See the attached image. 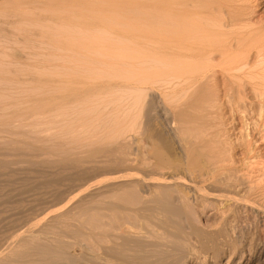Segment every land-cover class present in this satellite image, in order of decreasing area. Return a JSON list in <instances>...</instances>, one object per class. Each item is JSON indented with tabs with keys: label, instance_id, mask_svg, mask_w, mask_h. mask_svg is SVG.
<instances>
[{
	"label": "bare ground",
	"instance_id": "obj_1",
	"mask_svg": "<svg viewBox=\"0 0 264 264\" xmlns=\"http://www.w3.org/2000/svg\"><path fill=\"white\" fill-rule=\"evenodd\" d=\"M247 4L245 0H0L2 42L12 43L16 38H22L24 45L29 46L42 42L49 46L47 54L51 58L78 51L74 55L85 59L82 67L86 62H101L104 75L121 80L119 93L125 92L128 97L127 88L135 92V105L132 104L137 114L148 105L142 101L146 90L159 88L163 103L175 111L177 119L171 131L173 139L163 131L154 130V137L150 136L146 124L143 129L138 126L141 123H137L136 113L130 123L124 121V127L118 115L104 117L111 114L110 108V114L103 108L104 118L95 115L94 120L87 119V111L91 112L92 107L82 103L104 98L102 95L110 88V79L93 72L89 65L86 66L91 68L92 75L87 72V77L62 76L58 72L59 77L53 71L51 74L57 73V77L37 78L40 90L31 89L21 97L20 88H15L16 93L13 92L20 94L19 98L8 91L6 100L12 95L24 104L16 100L17 107L14 100L17 108H12V99V104L0 102V177L12 180L18 168L12 169L13 175L10 164L22 159L27 165L25 169L32 168L39 174L34 181L19 180V186L47 189L54 203L50 199L51 205L38 208L40 211L33 216H23L17 210V214H23L20 219L15 215L17 220H12L14 213L8 214L14 207L7 208L9 212L5 209L8 213L4 210V215L13 218L9 227L0 232V264H219L225 255L224 264L234 256V264H264V168L257 166L262 172L256 168L261 174L251 179L248 172L244 173L249 177L243 173L242 166H237L239 160L234 159V148L227 137L233 125L229 124L226 131L223 122L228 120H222L224 114H220L226 108L232 119L237 117L240 121L236 138L248 154L247 161L252 160L248 163L257 162L259 156V164H264L263 157L255 155L252 149L258 143L264 144V9L258 11V3L253 5V1L252 5ZM45 18L53 23L41 27L40 21ZM104 34L115 41V37L123 36L148 52L139 54L135 63V56L125 54L126 51L123 54L127 49L125 43L122 49L113 40V52L107 51L104 44L111 46L106 45ZM125 38L121 37L126 41ZM9 53L4 56L9 55L10 61L0 60L2 89H7L5 83H10L8 88L14 83L23 84L19 74L32 75L31 69L43 68L39 60L29 63L31 68H27L26 61L27 72L22 73L26 69L22 70L25 66L19 61L26 59H21L19 51ZM130 66H138V73L132 72ZM85 68L78 70L83 72ZM4 71H13L15 75H1ZM122 71L124 78H120ZM132 73L136 74L135 80L131 79ZM242 76H248V80H242ZM50 81L53 84L48 85ZM1 92L5 90L0 89ZM96 99L93 101L98 104ZM106 100L94 104L105 107L104 103L111 102ZM185 103L187 110L182 108ZM77 106L82 110L80 121ZM151 108L150 105L149 112ZM81 113L86 117L82 118ZM46 120L50 124L59 121L61 126L58 122L46 126ZM97 128L103 131L102 135L95 134ZM129 130L139 133L134 140L137 157L131 156L137 160L133 164H138V172L129 165L133 159L124 136ZM236 138L233 137L235 141ZM254 163L251 165H259ZM251 165L248 164L250 168ZM106 166L111 171L124 169L125 174L112 173L115 176L110 175L108 178L112 179L104 183L108 189L102 184L104 181L100 183L104 185L103 191L109 192L105 191L108 196H103L107 198L101 195V199L97 195L99 186L95 187L99 197L96 198L89 190L91 185L81 187L85 181L80 180L88 172ZM130 168L135 171L131 175L125 172ZM6 178L5 182H9ZM108 178L106 175L105 179ZM126 179L134 182L130 188L126 185L128 191L125 183L122 185ZM63 184L74 187L66 189ZM103 191L100 194L104 195ZM206 202L233 203L229 213L221 215V220L217 219L207 230L199 228L187 215L190 206L198 208Z\"/></svg>",
	"mask_w": 264,
	"mask_h": 264
},
{
	"label": "rangeland",
	"instance_id": "obj_2",
	"mask_svg": "<svg viewBox=\"0 0 264 264\" xmlns=\"http://www.w3.org/2000/svg\"><path fill=\"white\" fill-rule=\"evenodd\" d=\"M248 1V2H247ZM251 1V2H250ZM245 0V3L247 4V3H249V5H252L251 3H252V1H253V5L254 4H256V3H258V6H257V9H258V11H260V10H262V9H264V0ZM248 5V4H247ZM259 8H261L260 10H259ZM53 23V21H50L48 18H45V19H41V21H40V24H41V27H44V26H46L47 24H52ZM77 29H79V28H77ZM76 29V30H77ZM80 30V29H79ZM82 30V29H81ZM97 30V29H96ZM82 32H86V31H84V30H82ZM96 32H101V31H96ZM97 34H99V33H97ZM104 35H106V34H104ZM108 37L109 36H105V39H104V41L106 42V45H110L111 46V48H109V47H105V44H104V48L107 50V51H112L113 52V50L114 49H112V47H115V44L113 43L115 40H114V38L112 37V38H110V39H108ZM122 38H125V37H123V36H121ZM121 37L120 36H118V38L119 39H121ZM108 40H107V39ZM115 39H116V41L117 42H119L121 45H122V49L124 48V46L123 45H125L126 44V48L127 49H125V50H123L122 52H123V54H124V52H125V54L127 53V54H129V55H132V57H134L135 56V58H133V59H135V63H137L136 62V59L139 57V54L141 55V54H144V53H147L148 52V50L146 49V48H144L142 45H140L139 43H135V42H133V41H131V42H129V40L127 39V38H125L126 39V41L124 40V39H121V41H122V43H121V41H119V39H117L116 37H115ZM16 40V41H15ZM107 40V41H106ZM114 40V41H113ZM123 40L125 41V42H123ZM1 42H0V58L1 57H3V59H0V60H3V61H10L11 60V58L10 57H8V56H4V54H10L9 52H16L17 53V51H19V55H20V53H21V55L23 56H21L20 55V57H21V59L22 58H24V59H26V60H22V61H19L20 62V64H21V62H22V67L23 66H25V63H26V61H28V63H26V64H28L27 65V68H31V67H29V66H31V65H29V63H34L35 62V60L37 61V60H39V62H40V64L43 66V68H41L40 70L39 69H31L29 72H30V74H32V75H24V76H26L25 78H24V76H21L20 74H19V76L18 77H21L22 79H24L23 80V84H19V83H17L18 85H16V83H14V85L12 86L11 85V87H9L8 88V84H9V86H10V83H5L6 84V86H5V84L3 85L4 87H6L7 89H5V88H3L2 89V87L0 88L1 89V91L2 90H5V92H1L0 93V102L2 101V100H6L8 97H7V94H8V91H10L9 92V94L11 93H13L14 94V92H13V90L16 88V90L17 89H19V91H17V92H19L20 94H21V97H24V96H26V94L27 93H30V91L32 92V90L31 89H33V90H35V89H37L40 85H38L37 83H38V81H37V78L39 77V76H44L45 78H47V77H57V76H63L64 74V76H71V75H75L76 77H78V78H82V77H84V76H86V73L87 74H91L92 75V70H93V72L94 71H96L98 74H102V75H104L103 73H102V71H103V67L102 66H104V64L103 63H101V62H96V61H91V62H86V63H84L85 64V66L86 65H89V66H92L93 68H92V70H91V68L89 67V66H86V68H85V66L83 65V67L85 68V70H83V72H82V70H78V69H80V68H82V69H84L83 67H82V65H81V63H83L84 61H85V59L84 58H79L81 55H77L79 52L77 51V52H75L74 51V53H77L76 54V56L79 58V59H77V57L74 55V53L73 52H71V51H66V53H64V54H62L61 56H62V58H60L61 56L60 55H58V56H55V58H51V57H49L48 56V54H47V52H48V49H49V46H47L45 43H42V42H38V43H36V45H32L31 44V46H29L30 44H27V45H24L25 43V40H24V42H23V40H22V38H18V40H17V38L16 39H14V40H12V41H14V42H12V43H7V42H2V40H0ZM113 41V42H112ZM115 41V43H117ZM11 42V41H10ZM104 43V42H103ZM107 43H110V44H107ZM125 43V44H124ZM130 43H132V44H130ZM111 44H114L113 46L111 45ZM130 45V46H129ZM25 46V47H24ZM28 46V47H27ZM128 46V47H127ZM141 48H140V47ZM132 47V48H131ZM14 48H15V50H14ZM17 48H19V50L17 49ZM102 48V47H101ZM131 48V49H130ZM144 48V49H143ZM17 49V50H16ZM95 49V48H94ZM139 49H141V50H139ZM14 50V51H13ZM142 50H144V51H142ZM91 51H94L93 49L91 50ZM90 51V52H91ZM58 52V51H57ZM61 52H64V51H61ZM144 52V53H143ZM136 53V54H135ZM3 54V56H1ZM134 54V55H133ZM92 55V54H91ZM6 57H8L7 59H9V60H4V59H6ZM20 57L19 58H17V61H18V59H20ZM75 58L77 59V60H75ZM29 59V60H28ZM81 59H83V60H81ZM132 59V60H133ZM79 61H81V62H79ZM83 61V62H82ZM134 61V60H133ZM25 62V63H24ZM132 62V61H131ZM100 64H101V67L99 68V66H100ZM103 64V65H102ZM94 65V66H93ZM131 65H136V64H134V63H132ZM131 67V66H130ZM135 67H136V69H139L138 68V66H134V68L133 69H135ZM76 68V69H75ZM24 69H26V66H25V68H22V70H24ZM95 69V70H94ZM132 69V67H131V70H132V72H134V73H138V71L139 70H137L136 71V69H135V71ZM35 71H38V72H35ZM53 71L55 72H61L62 74L60 75L59 73H58V75L57 76H55L57 73H55V75H53L54 73H53ZM72 71V72H71ZM13 71H8V72H5L4 71V73L3 74H1V75H5V74H7L6 76H8V75H11V73H12ZM19 72H21V69H20V71ZM26 72H27V69L24 71V72H22V73H25L26 74ZM85 72V73H84ZM96 72L94 73V74H96ZM37 73H39V74H37ZM51 73H53V74H51ZM84 73V74H83ZM12 75H15V73L13 72V74ZM84 75V76H83ZM91 75L90 76H88V77H91ZM102 75H98V76H102ZM123 75H124V73H123V71H122V73H121V77L120 78H124L123 77ZM93 76H95V75H93ZM106 75H104V77H105ZM87 77V76H86ZM103 77V78H104ZM110 76H106L105 78L107 79H110V84L107 86L108 88H109V86H110V90L108 91V90H106V92L107 93H110V96L106 93H104L102 96H105L104 98H98V99H96V98H93L91 101L89 100V101H87V102H85L84 104L82 103V105H84V106H89L90 108L92 107V110H93V112H92V110H91V112H92V114H91V112L90 111H87V119H89V120H94V118H95V115H96V118L97 117H102V118H104V117H113V116H116L117 117V115H118V118H119V122H120V124H121V120H122V124H123V127L124 126H127V123H125V122H127L128 121V123H130V121H132V120H134L133 118H134V115H135V113L137 114V110H135L134 111V109H136V107L134 106L135 105V98H133V95H135V92L134 91H132V89H129L128 90V88L126 89L125 87L123 88V90H127V91H129L128 93L129 94H127V96L128 97H126L125 96V92H123V93H119L120 91V89H121V92H122V88H119L120 86H121V84H120V82H121V80L119 79V78H109ZM248 76H246V78H245V76H242L241 78H242V80H244V81H246V80H248V78H247ZM104 78V79H105ZM135 78H137L136 77V74L134 75L133 73H132V75H131V79L133 80H135ZM258 79V78H257ZM257 79H252V80H257ZM118 80L120 81V82H118ZM124 80V79H123ZM119 83V84H118ZM11 84H13V83H11ZM48 85L49 84H53V81H50L49 83H47ZM112 86V87H111ZM123 87V86H122ZM258 88H260V89H262L261 88V86H257ZM130 88V87H129ZM22 89V90H21ZM39 90H40V88H38ZM37 89V90H38ZM155 90L157 89V91H153V88L152 89H147L146 90V93H145V95H144V97H143V100L142 101H144L143 102V104L145 103H147L148 105H144L143 106V109H141L140 108V110H142L139 114H137V117H138V115H139V118H137L138 119V121H137V123L138 124H140V125H138L139 127L141 126V128L142 127H144L145 125L144 124H146V127H144V128H146V130H148L147 132L149 133V135L150 136H152L153 135V133L155 134L157 131L158 132H164V135H166V136H173V131H174V127H175V121L177 120L176 119V113H175V111H172V109H168V105H165L164 103H163V100L161 99V97L159 96V88H154ZM16 90H14L15 91V93H16ZM27 90H29L28 92H27ZM36 90V91H37ZM152 90V91H151ZM7 91V92H6ZM126 91V92H127ZM39 92V91H38ZM12 94V95H13ZM19 94V95H20ZM119 94L121 95V96H124V97H126V98H124V99H122V97H121V99L123 100V102L121 101V99H119L120 98V96H119ZM12 95H10L11 96V98H9L10 100L12 99V101H14L15 100V98L14 97H12ZM15 96H16V94H14ZM18 94H17V98H19L20 96H19ZM9 96V95H8ZM19 96V97H18ZM101 96V97H102ZM106 96H107V100L105 99L106 98ZM108 96L110 97V98H108ZM100 97V96H99ZM14 98V99H13ZM16 98V100L18 101V100H20V103L22 104L23 102H21V99H17ZM113 100H112V99ZM156 98V99H155ZM96 99V101L98 102V104L95 102V101H93V100H95ZM99 99H101V102L103 103V101L104 100H106L107 102L108 101H110L111 100V102L108 104L107 103V105H105V103H104V106L105 107H103V104H101V108H100V106H97V105H99L101 102H99L98 100ZM104 99V100H103ZM108 99H110V100H108ZM135 99V100H134ZM9 100V101H10ZM15 100V101H16ZM151 100V101H150ZM8 100H6L5 101V103H8L7 102ZM12 101H10L9 103H11ZM15 101H14V103H13V105H12V108L14 107H16L15 106V104L17 103V107H19V105H18V102L16 101V103H15ZM93 101V102H92ZM3 102V101H2ZM1 102V103H2ZM91 102V103H90ZM94 102L97 104H94ZM105 102V101H104ZM134 102V105L132 104ZM149 102V103H148ZM152 102V104L154 105H152V104H150ZM5 103H2V104H5ZM11 103V104H12ZM19 103V104H20ZM27 103V102H26ZM25 103V104H26ZM111 103H112V105H111ZM113 103H114V106H113ZM11 104H9L10 106H11ZM24 104V103H23ZM86 104V105H85ZM123 104H125V106L123 105ZM151 105V112H149V107H150V105ZM5 106V105H4ZM113 106V107H112ZM122 106V107H121ZM134 108H133V107ZM161 106V107H160ZM186 106H188L187 105V103H185V105H183V107L182 108H186ZM7 107V106H6ZM16 107V108H17ZM79 107H81V106H77V111L79 112V114H76L77 115V117H79L78 119H79V121H80V111L82 112V110H81V108H79ZM142 107V106H141ZM11 108V107H10ZM106 110V112H108V111H110V115H106V116H104L105 114H106V112H105V110ZM110 108V110H108ZM111 108H113L112 109V112H113V114H112V112H111ZM122 108V109H121ZM145 108H147L148 110H146L147 111V113H145L146 111H145ZM170 108V107H169ZM224 109H226V108H223L222 110H221V112H220V114H224V115H221V117H222V120H224V121H227L228 120V122H223L224 123V127H225V130L226 131H228L230 128V125H233V127H231V129L228 131L229 133H230V135H229V133H227V137H229V140L231 141V144H232V148H234V149H232L233 151H231L232 152V154L234 155V159L236 158V161L237 160H239L238 162H236V164H237V166H242V168H243V173L244 172H248V174H250V177L247 175V173H244V174H246L249 178H251V179H256V178H258V175H260L261 174V167H263L264 168V164H263V162L261 163V164H259V162L258 161H260V159H259V156L258 157H256V159H257V162H253L254 164H259V165H251V164H253V163H248L249 161L251 162L252 160H248L247 161V156H248V154L246 155V151H245V149H243V147H241L242 145H240V142H239V140L236 138V136H238L239 137V132H240V127H241V124L239 125V123H240V121L237 119V117H233V119H232V115H231V113L230 112H226V111H229V110H225L224 111ZM108 110V111H107ZM132 110L134 111V114H133V112H132ZM164 110V111H163ZM186 110H187V108H186ZM103 111L105 112V114L103 113ZM156 111V112H155ZM224 113H223V112ZM174 112V113H173ZM226 112V113H225ZM107 113V114H108ZM129 113V114H128ZM229 113V114H228ZM104 114V115H103ZM131 114H133V116L131 115ZM146 114V115H145ZM148 114V115H147ZM154 114V115H153ZM227 114V115H226ZM81 115L83 116V114L81 113ZM91 115H92V117H91ZM129 115V117H127ZM141 115V116H140ZM226 115V116H225ZM104 116V117H103ZM136 116V115H135ZM227 116H229V117H227ZM76 116L75 117H73V119L72 120H76V118H77ZM86 116H83L82 118H85ZM131 117H133L132 119H131ZM173 117V118H172ZM226 117V118H225ZM75 118V119H74ZM91 118H93V119H91ZM235 119V120H234ZM237 119V120H236ZM48 120H52V119H48ZM174 122H173V121ZM233 121V123H236V124H233V123H231L232 121ZM125 121V122H124ZM172 121V122H171ZM234 121H236V122H234ZM238 121H239V123H238ZM45 122V121H44ZM46 122H49V124H50V121H47L46 120ZM45 122V123H46ZM55 122V121H54ZM54 122H51L52 124H46V126H51V125H53L54 124ZM56 122H58L59 123V121H56ZM56 122H55V125H56ZM124 122V123H123ZM45 123H44V125H45ZM67 123V122H66ZM158 123V124H157ZM174 123V124H173ZM61 123H59V125H60ZM69 123H67L66 125H68ZM105 124V123H104ZM103 124V125H104ZM171 124H172V126H171ZM226 124V125H225ZM230 124V125H229ZM239 125V127H238V125ZM144 125V126H143ZM58 126V125H57ZM61 126V125H60ZM62 126L64 127L63 129H65V125L64 124H62ZM161 126V127H160ZM237 126V127H236ZM59 127V126H58ZM100 127V126H99ZM228 127V128H227ZM235 127V128H234ZM140 128V129H141ZM156 128V129H155ZM158 128V129H157ZM239 128V129H238ZM139 129V130H140ZM143 129V128H142ZM228 129V130H227ZM239 131H238V130ZM97 130V133H95L97 136H99V133L102 135L103 133H101V132H103V131H101V129H99V128H97L96 129ZM154 130L156 131V132H154ZM65 131V130H64ZM64 131H63V133H64ZM101 131V132H100ZM112 131V130H111ZM110 131V132H111ZM132 131V130H131ZM130 130L129 131H126L125 132V134H124V136H125V139L127 140V141H129V145H130V147H129V156H130V159L132 160L133 158H131V156H132V154H133V156L132 157H137V155H136V151H135V149L136 150H138L137 148H136V140H135V138H137L138 137V135L137 134H139V133H137V132H135V131H132V133H130L131 132ZM172 131V132H171ZM237 131H238V133H237ZM65 132H67V131H65ZM96 132V131H95ZM108 132V131H107ZM106 132V133H107ZM109 132V133H110ZM151 132V133H150ZM162 132V133H163ZM130 133V134H129ZM166 133V134H165ZM127 134V135H126ZM128 134H129V136H128ZM152 134V135H151ZM169 134H171V135H169ZM237 134V135H236ZM100 135V136H101ZM133 137V138H132ZM153 137H154V135H153ZM231 137V138H230ZM233 137L234 138H236V141H235V139H233ZM172 139H173V137H171ZM135 140V141H134ZM232 140H234V142L232 141ZM134 143H133V142ZM237 141H238V144H237ZM133 143V144H132ZM235 144H237L236 145V147H235ZM255 144V143H254ZM263 145V147H264V144L263 143H258V145L260 146V145ZM132 145H134V147L132 146ZM256 145V144H255ZM258 145H256V146H252V149H255V150H253L254 151V154L255 155H260V157H263V158H261L262 160H264V148L261 146V148L258 150ZM240 146V147H239ZM242 148V149H241ZM245 152H244V151ZM135 151V152H134ZM252 151V152H253ZM258 151V152H257ZM138 152V151H137ZM258 153V154H257ZM261 153H263L262 154V156H261ZM240 154V155H239ZM244 154V155H243ZM238 156V157H237ZM246 156V158L245 159H243V161L241 160L242 159V157H245ZM134 158V159H135ZM134 159L131 161V160H129V162H130V166H132L134 169H135V171H137V170H139L137 167H138V164L135 162V164H133L134 163ZM261 160V161H262ZM135 161H137L136 159H135ZM242 161V162H241ZM23 162V163H22ZM240 162V163H239ZM21 163V164H20ZM19 164V165H18ZM133 164V165H132ZM248 164L249 165H251L252 167V169L250 168V166H248ZM12 165V166H11ZM14 165V166H13ZM22 165V166H21ZM24 165H26V163H24V161H22V159H18V162H16V164H15V161H14V163L12 162L11 164H10V168H11V170H10V172L14 175V173H15V175H14V177H13V179L12 180H8V178H6V177H4V175H2L3 177H0V189H2V191L0 190V218L2 219H0V232H2V229L3 230H5L7 227H9V222L11 221L10 219H12L13 218V216H14V218L12 219V220H17L16 218H18L19 216H20V214L23 212V216H33V215H35L36 214V212H38V208H41V207H43L45 204H49V205H51V204H53L54 202H52V194H51V192L50 191H48L47 189H45V191H47V193L44 191V189L43 190H41L42 188H39V190L37 189V188H34V189H27L26 187H20L22 184H21V182L19 181V180H23L22 181V183H24L27 179H28V181L29 180H32V181H34L36 178H37V175L39 174V171L37 172L36 170L35 171H33L32 170V168H27V169H25L24 168ZM245 166V167H244ZM257 166H261L260 168L259 167H257ZM14 167V168H13ZM25 167H27V165L25 166ZM15 168H18V170L15 172L14 170H15ZM109 168H110V166H109ZM109 168H107V166L105 167V168H100V169H96V170H92V171H90V172H88L85 176H82L81 178V182L80 183H82V180H84L85 181V183L83 182L82 184H81V187H82V185L84 184V185H86V183L87 184H90L91 185V187L89 188V190H90V192L92 193L93 192V196L95 195L96 196V188L98 189L97 191H99L100 190V192L101 191H103L104 190V187H106V185L105 184H107L111 179H109L108 177L110 176V177H113V176H115V175H117V173L118 174H123L122 173V171H124V169H122V171H121V169H120V171H116L117 169L116 168H113L112 170L113 171H111V168L109 169ZM133 168H130V170L132 171V172H130V170H126L125 169V172L127 171V172H129L130 173V175H131V173H134L135 171L133 170ZM137 168V169H136ZM258 169V171H261V172H257V169ZM12 169H14V170H12ZM26 171V170H29V172L27 171V172H25L24 170ZM31 169V170H30ZM103 171H102V170ZM129 169V168H128ZM254 169H256V171L254 170ZM108 170V171H107ZM250 170V171H249ZM13 171H14V173H13ZM97 171V172H96ZM106 171V172H105ZM264 171V170H263ZM23 172V173H22ZM33 174H32V173ZM36 172V174H34ZM91 172H92V174H91ZM102 172V173H101ZM138 172V171H137ZM17 173H18V175H17ZM29 174V176H27V174ZM91 175H90V174ZM101 173V174H100ZM115 174V175H113V174ZM256 174V175H254V174ZM11 174V175H12ZM89 174V175H88ZM94 174V175H93ZM125 174V173H124ZM127 174V173H126ZM12 175V176H13ZM23 175V176H22ZM34 176V177H32V176ZM106 175H107V178L108 179H105V177H106ZM113 175V176H112ZM21 176V179L19 178ZM105 176V177H104ZM264 176V175H263ZM15 177H16V179H18V181L15 179ZM32 177V178H31ZM87 179H86V178ZM88 177H90L89 178V180H88ZM91 177H92V180H91ZM99 177H100V179H99ZM103 177V180H101V178ZM261 177V176H260ZM6 178V181L8 180L9 182H5V179ZM30 178V179H29ZM34 178V179H33ZM84 178V179H83ZM86 179V180H85ZM105 179V180H104ZM263 179V178H262ZM16 180V181H15ZM93 180H97V181H95V182H97V186H96V184H95V182H93L94 184L92 185V181ZM127 180V179H126ZM126 180H123V182H122V185L125 183V187H126V190L124 189L125 187H121L120 189L121 190H125V191H128V189L130 188V183L132 184V183H134L133 182V180L131 179H129V181L127 180V182H126ZM11 181H12V184H11ZM15 181V182H14ZM104 181V182H103ZM14 182V183H13ZM90 182V183H89ZM103 182V183H102ZM100 183H102V184H104V185H100ZM128 183V184H127ZM5 184V185H4ZM6 184H8V185H6ZM9 184H10V187H9ZM72 184H74V183H72ZM70 185L69 186V184H63V186H65V188L66 189H69L71 186H72V188L74 187L73 185ZM17 185V186H16ZM20 185V186H19ZM68 185V186H67ZM83 185V186H84ZM118 185V187H120V184H117ZM129 185V188L127 187V186ZM2 186V187H1ZM5 186V187H4ZM13 186V190L11 189L10 190V188ZM104 186V187H103ZM61 187H62V185H61ZM96 187V188H95ZM101 187H102V189H101ZM17 188V189H16ZM19 188V189H18ZM21 188V189H20ZM71 188V189H72ZM7 189V190H6ZM92 189H93V191H92ZM94 189H95V194H94ZM106 189H108V187H106ZM105 189V191L107 192V193H109L107 190ZM8 190H10V191H8ZM120 190V191H121ZM8 191V192H7ZM15 191V192H14ZM42 191V192H41ZM105 191H103L102 193H104ZM1 192H3V193H1ZM8 194H7V193ZM24 192V193H23ZM41 192V193H40ZM43 192H45V193H43ZM100 192H98L99 194H97V195H100L99 197L101 198V195H102V198H107V197H103V196H108L107 195V193L105 192L104 193V195L103 194H100ZM87 193H89V191H87ZM4 194V195H3ZM10 194V195H9ZM47 194H49V196H47ZM13 195V196H12ZM36 195V196H35ZM38 195V196H37ZM40 195H41V199H40ZM80 196H81V194H79ZM79 195H77L76 197L78 198V196ZM110 195V194H109ZM15 196V197H14ZM79 196V197H80ZM89 196L91 197L92 196V194H90L89 193ZM13 197V198H12ZM27 197V198H26ZM49 197V198H48ZM98 196H96V198H97ZM98 197V198H99ZM6 198V199H5ZM29 198V199H28ZM101 198V199H102ZM9 199V200H8ZM51 199V202L49 201ZM23 202V204H22V202ZM25 201V202H24ZM30 201H32V202H30ZM29 202H30V204H29ZM5 203V204H4ZM14 203V204H13ZM18 205H17V204ZM36 203V204H35ZM51 203V204H50ZM215 203L218 205H215ZM206 202V203H204V205H202V206H200V207H198V208H196V207H193V206H190L191 208H189V211H188V213H187V215H188V217L190 218H193V219H191V220H193L194 222V224L195 225H197L199 228H202V229H209V228H211L212 226H213V224H215V223H217L218 221H219V219L221 220V218H222V216H226L229 212L228 211H230L231 209V207H232V205H233V203H225V204H221V203H219L218 204V202ZM16 204V206H14ZM19 204H21V205H19ZM25 204V205H24ZM27 204H28V206H30V207H28L27 206ZM47 204V205H48ZM230 204V205H229ZM12 205V206H11ZM22 205H24V206H22ZM41 205V206H40ZM225 205V206H224ZM17 206H18V208H17ZM23 207V210H19V208L20 207ZM37 206V207H36ZM46 206V205H45ZM44 206V207H45ZM12 208V207H16L15 209L14 208H12V209H10V208ZM25 207V208H24ZM28 207V208H27ZM204 207V208H203ZM2 208H3V210H2ZM12 210V211H10L9 212V210ZM31 210H30V209ZM37 208V209H36ZM194 208V209H193ZM227 208V209H226ZM5 209H7L8 210V212H7V210H5ZM230 209V210H229ZM9 214V215H12L13 213H14V215L13 216H9L8 214V216L10 217H8V218H5V217H7V215H4V214H6L5 213V211ZM16 211V214H15V211ZM17 210L18 211H20V212H18L19 214H17ZM28 210V211H27ZM2 211V212H1ZM32 211V213H31V215H30V212ZM40 211V210H39ZM227 211V212H226ZM28 214H27V213ZM4 213V214H3ZM227 213V214H226ZM33 214V215H32ZM226 214V215H225ZM4 215V216H3ZM15 215H16V218H15ZM19 215V216H18ZM21 215V216H22ZM222 215V216H221ZM2 216V217H1ZM21 216L18 218V219H20L21 218ZM22 216V217H23ZM5 218V219H4ZM8 219V220H7ZM217 219H218V221H217ZM6 220H7V222H6ZM22 220V219H21ZM2 221V222H1ZM3 221H5L6 222V224L8 225H5V223L3 222ZM198 221V222H197ZM18 222V221H17ZM2 226H4L3 228H2ZM6 226V227H5ZM253 226L251 225V228H252ZM5 228V229H4ZM11 229H9V230H7V231H10ZM226 258H227V256L225 255V256H223V257H221V261L219 262V264H224V262H225V260H226ZM237 260V257H232L231 258V260L228 262V264H234V262Z\"/></svg>",
	"mask_w": 264,
	"mask_h": 264
}]
</instances>
